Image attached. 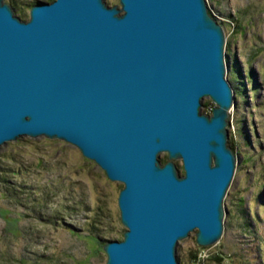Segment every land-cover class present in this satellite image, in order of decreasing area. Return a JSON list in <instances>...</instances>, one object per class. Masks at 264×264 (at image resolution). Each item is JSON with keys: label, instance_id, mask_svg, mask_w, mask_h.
Segmentation results:
<instances>
[{"label": "water", "instance_id": "water-1", "mask_svg": "<svg viewBox=\"0 0 264 264\" xmlns=\"http://www.w3.org/2000/svg\"><path fill=\"white\" fill-rule=\"evenodd\" d=\"M233 103L206 0H37L26 19L0 0V145L61 138L123 182L126 228L104 243L107 264H182L191 230L202 245L219 239Z\"/></svg>", "mask_w": 264, "mask_h": 264}, {"label": "rangeland", "instance_id": "rangeland-1", "mask_svg": "<svg viewBox=\"0 0 264 264\" xmlns=\"http://www.w3.org/2000/svg\"><path fill=\"white\" fill-rule=\"evenodd\" d=\"M5 1L28 18L35 0ZM206 3L224 30L234 91L227 144L236 164L223 197L222 235L202 245L195 228L178 240L176 257L185 264H264V0ZM213 106L202 98V112ZM158 157L168 159L165 151ZM173 160L183 173L181 158ZM122 186L64 139L22 135L1 144L0 264H107L104 243L122 238L126 228Z\"/></svg>", "mask_w": 264, "mask_h": 264}, {"label": "trees", "instance_id": "trees-1", "mask_svg": "<svg viewBox=\"0 0 264 264\" xmlns=\"http://www.w3.org/2000/svg\"><path fill=\"white\" fill-rule=\"evenodd\" d=\"M209 12L214 16V14L211 12L210 9H209ZM16 13H18V15H20L21 17L23 16V15H22L21 13H19V12H16ZM214 17H215V16H214ZM207 105H208L207 103H204V106L207 107ZM230 145H231L230 147H232V143H231V142H230ZM166 160H167L166 158H162V159H161L162 163L165 162ZM193 256H195V255H193ZM181 263H182V262H181ZM182 264H185V263H182Z\"/></svg>", "mask_w": 264, "mask_h": 264}, {"label": "flooded vegetation", "instance_id": "flooded-vegetation-1", "mask_svg": "<svg viewBox=\"0 0 264 264\" xmlns=\"http://www.w3.org/2000/svg\"><path fill=\"white\" fill-rule=\"evenodd\" d=\"M37 0H35V1H33L32 3H30V6L33 4V3H35ZM8 2V1H7ZM107 2V1H106ZM12 7H13V9H14V6H13V4L11 3V2H8ZM117 4V3H116ZM117 5H119V3L117 4ZM23 18V17H22ZM26 19V18H25Z\"/></svg>", "mask_w": 264, "mask_h": 264}]
</instances>
